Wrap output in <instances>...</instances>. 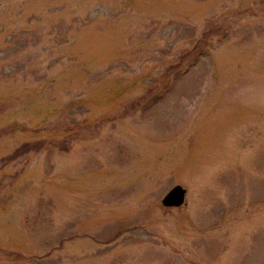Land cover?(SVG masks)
I'll use <instances>...</instances> for the list:
<instances>
[{"label": "rangeland", "instance_id": "obj_1", "mask_svg": "<svg viewBox=\"0 0 264 264\" xmlns=\"http://www.w3.org/2000/svg\"><path fill=\"white\" fill-rule=\"evenodd\" d=\"M0 264H264V0H0Z\"/></svg>", "mask_w": 264, "mask_h": 264}, {"label": "water", "instance_id": "obj_2", "mask_svg": "<svg viewBox=\"0 0 264 264\" xmlns=\"http://www.w3.org/2000/svg\"><path fill=\"white\" fill-rule=\"evenodd\" d=\"M187 190L182 186H176L166 195L163 200V205L167 207H180L185 203Z\"/></svg>", "mask_w": 264, "mask_h": 264}]
</instances>
